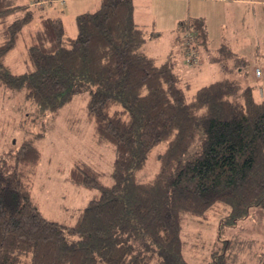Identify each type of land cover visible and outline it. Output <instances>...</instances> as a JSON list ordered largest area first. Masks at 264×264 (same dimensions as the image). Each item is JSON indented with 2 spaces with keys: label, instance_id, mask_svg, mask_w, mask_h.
Returning a JSON list of instances; mask_svg holds the SVG:
<instances>
[{
  "label": "trees",
  "instance_id": "obj_1",
  "mask_svg": "<svg viewBox=\"0 0 264 264\" xmlns=\"http://www.w3.org/2000/svg\"><path fill=\"white\" fill-rule=\"evenodd\" d=\"M36 12L31 3L0 0V82L23 90L38 118L88 91L95 139L115 149L112 182L77 161L71 181L99 194L75 224L49 219L32 194L41 151L24 138L0 157V264H192L182 237L187 217L223 205V231L252 207L264 210V97L254 84L225 76L188 96L174 53L162 61L147 53L161 32L136 21L135 0H100L78 13L75 36L61 16H41L28 29L27 69L14 71L7 55ZM177 28L185 64L183 34L194 33L198 65L210 43L204 18L189 16ZM156 150V171L139 179ZM241 243L225 239L202 264H239Z\"/></svg>",
  "mask_w": 264,
  "mask_h": 264
},
{
  "label": "rangeland",
  "instance_id": "obj_2",
  "mask_svg": "<svg viewBox=\"0 0 264 264\" xmlns=\"http://www.w3.org/2000/svg\"><path fill=\"white\" fill-rule=\"evenodd\" d=\"M14 1L34 5L37 10L35 20L41 16H61L66 32L71 36L77 34L76 15L94 10L99 4V0L96 2L75 0L71 2V7H68L69 0L65 3L57 0ZM72 5L81 8L76 11ZM235 5L232 3V7L229 4L222 9L221 16L225 23L220 20H218L220 26L213 23L211 32L214 40L211 39L209 45L211 49L200 48L201 63L189 66L180 62L183 63L182 79L191 83L190 88L186 90L188 96H191L198 87L225 77V69L221 68L222 60L229 65L233 57L222 50V47L236 48L229 42L237 38L232 28V21L237 20L236 16L239 15V12L233 10ZM246 12L244 28H237L240 30L237 47L238 51H241L238 56L245 60L239 68L236 67L237 75L231 77L237 79L242 87L248 84L257 87L264 81V75L261 78L255 74L256 66L264 71V11L256 13L249 8ZM35 20L24 27L16 47L7 55V63L14 71L22 72L27 69L25 60L28 29L35 26ZM228 20L231 23H228ZM156 40L152 39L150 43H146V51L153 54H156L155 50L163 52V46L173 40V35L167 30L159 41ZM215 57L218 60H211ZM255 93L258 96L257 89ZM88 98V91H82L57 111H45L43 117L38 118L40 110L36 104L25 98L23 90L5 87L0 82V157L18 148L24 138L30 137L41 151V159L32 184L33 197L47 218L66 224H75L88 201L99 194L96 188H86L71 181L69 172L77 161L85 162L92 168L104 172L103 180L106 183L112 182L110 172L115 149L109 143L101 144L96 141L94 123L89 119L87 109ZM38 131H44L45 134L36 136L35 133ZM158 150L151 154L148 167L141 172L139 179L152 177L156 171ZM223 207V205L215 207L206 217L189 216L184 220L182 237L186 242L184 253L187 259L192 264H202L212 258V253L225 239L232 237L244 241L240 247L242 253L239 264L241 261L242 264H264L263 208L252 207L247 218L240 220L236 226H226L222 231L220 223L225 213Z\"/></svg>",
  "mask_w": 264,
  "mask_h": 264
},
{
  "label": "crops",
  "instance_id": "obj_3",
  "mask_svg": "<svg viewBox=\"0 0 264 264\" xmlns=\"http://www.w3.org/2000/svg\"><path fill=\"white\" fill-rule=\"evenodd\" d=\"M72 1L75 0H69L68 7H71ZM96 1L97 0H95V2ZM157 1L158 2H155V0H135V19L137 22L141 24H145L149 28L158 29L161 32L159 36L153 38V39H157L156 41H159L160 37L163 34H165L167 30L171 31V34L173 35V40H170L167 44L163 46V52H159L155 50L156 54L149 53L148 51L147 53H149V55L151 56H154L157 60L160 61L166 59L169 54L174 53L175 55L174 57L178 62V68L180 69V72H182L183 63L180 62H183V55L180 47H178L179 45H177L178 36L177 33L174 31L175 28L177 27V24L182 19H185L189 16H202L206 22L209 39L211 43V39L214 40L213 34L211 32L212 26L216 23L218 24V20H220L222 23L226 22L225 20H223L224 18L221 16L222 9L229 6V4L232 7V3H235L236 5L233 8V10L239 12V15L236 16L237 20L232 21L233 23L232 28L235 30L233 31L236 32L237 38L229 42L230 44L236 46V48H231V49L228 48L233 53V58H232L233 61L228 66L223 64L221 68L222 70L225 69V72L227 71L226 68H229L227 71L228 73L227 72L225 73L226 77L237 75L236 67L239 68L240 67L239 62H244L245 60V58H243L242 56H238L241 52L238 51L239 49L237 47L239 42V33H240L239 29H241L242 27L244 28L243 20L245 19L247 9L251 8L256 13L257 12L263 13L264 0H157ZM76 5H72V7L76 11L80 10L81 7ZM39 19L36 20L34 19L35 26L39 24ZM228 23H231V21L228 20ZM151 40L152 39H150L147 42V44L150 43ZM206 49L209 50L211 48L210 46H208V48ZM256 68H260V67L259 66L255 67V74H256ZM263 75H264L263 69H261V75L256 74L257 77H261V78L263 77ZM256 89L258 96L261 98L264 97V81L262 84L260 83L256 87Z\"/></svg>",
  "mask_w": 264,
  "mask_h": 264
},
{
  "label": "built area",
  "instance_id": "obj_4",
  "mask_svg": "<svg viewBox=\"0 0 264 264\" xmlns=\"http://www.w3.org/2000/svg\"><path fill=\"white\" fill-rule=\"evenodd\" d=\"M59 1L65 3L66 0H59ZM183 35L186 36L184 40V47L186 48V57H187L186 62L189 66H193L198 60V53L196 52L193 46L194 33L185 32ZM256 74L261 75L260 68H256Z\"/></svg>",
  "mask_w": 264,
  "mask_h": 264
}]
</instances>
